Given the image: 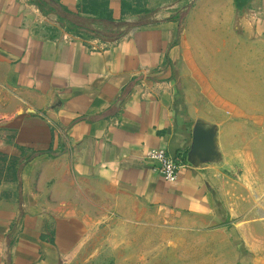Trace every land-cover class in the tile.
Instances as JSON below:
<instances>
[{"label":"crops","instance_id":"1","mask_svg":"<svg viewBox=\"0 0 264 264\" xmlns=\"http://www.w3.org/2000/svg\"><path fill=\"white\" fill-rule=\"evenodd\" d=\"M239 24L262 37L264 0H0V264L91 263L129 201L211 226L174 63L195 33ZM159 149L182 162L174 182L145 159Z\"/></svg>","mask_w":264,"mask_h":264},{"label":"rangeland","instance_id":"2","mask_svg":"<svg viewBox=\"0 0 264 264\" xmlns=\"http://www.w3.org/2000/svg\"><path fill=\"white\" fill-rule=\"evenodd\" d=\"M262 32L239 24L235 38L206 27L174 63L180 107L214 136L209 164L220 204L211 226L129 201L106 219L97 260L87 264H264Z\"/></svg>","mask_w":264,"mask_h":264},{"label":"built area","instance_id":"3","mask_svg":"<svg viewBox=\"0 0 264 264\" xmlns=\"http://www.w3.org/2000/svg\"><path fill=\"white\" fill-rule=\"evenodd\" d=\"M145 159L155 164L154 170L162 175L166 181L174 182L178 178L182 162L177 157L170 155L165 149L153 151Z\"/></svg>","mask_w":264,"mask_h":264},{"label":"water","instance_id":"4","mask_svg":"<svg viewBox=\"0 0 264 264\" xmlns=\"http://www.w3.org/2000/svg\"><path fill=\"white\" fill-rule=\"evenodd\" d=\"M121 102L117 104L119 109ZM191 153L195 156H199L204 162L216 157L214 150V136L211 132L205 131L201 126L197 125L193 130V145Z\"/></svg>","mask_w":264,"mask_h":264},{"label":"trees","instance_id":"5","mask_svg":"<svg viewBox=\"0 0 264 264\" xmlns=\"http://www.w3.org/2000/svg\"><path fill=\"white\" fill-rule=\"evenodd\" d=\"M244 2H245V0H235V4H236L237 8H239V9L243 5ZM68 15H70V14L68 13ZM70 16H72V15H70ZM104 16L105 15H103V17ZM104 18L106 19L107 22L114 23L113 20H112V17H111V14L110 13H108ZM80 20H81V18L79 16H74L73 21L70 22V24L72 26V28L70 29V31L71 30L72 31H74V30L78 31V30L81 29V26L79 25V21ZM133 86H134V83L131 84L127 88V93H129L132 90ZM0 158L5 159L4 154L0 153Z\"/></svg>","mask_w":264,"mask_h":264}]
</instances>
